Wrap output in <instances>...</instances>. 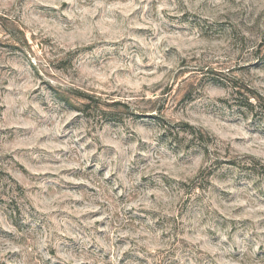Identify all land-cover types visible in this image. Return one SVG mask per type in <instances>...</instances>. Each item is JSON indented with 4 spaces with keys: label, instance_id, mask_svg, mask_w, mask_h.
I'll return each instance as SVG.
<instances>
[{
    "label": "rangeland",
    "instance_id": "obj_1",
    "mask_svg": "<svg viewBox=\"0 0 264 264\" xmlns=\"http://www.w3.org/2000/svg\"><path fill=\"white\" fill-rule=\"evenodd\" d=\"M0 264H264V0H0Z\"/></svg>",
    "mask_w": 264,
    "mask_h": 264
}]
</instances>
